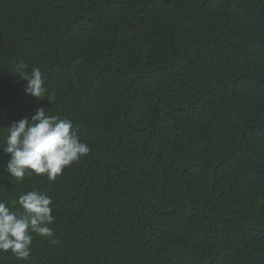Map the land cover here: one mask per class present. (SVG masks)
Wrapping results in <instances>:
<instances>
[{"label": "trees", "instance_id": "obj_1", "mask_svg": "<svg viewBox=\"0 0 264 264\" xmlns=\"http://www.w3.org/2000/svg\"><path fill=\"white\" fill-rule=\"evenodd\" d=\"M40 107L90 151L18 181L0 149L57 241L0 264H264V0H0V142Z\"/></svg>", "mask_w": 264, "mask_h": 264}, {"label": "clouds", "instance_id": "obj_2", "mask_svg": "<svg viewBox=\"0 0 264 264\" xmlns=\"http://www.w3.org/2000/svg\"><path fill=\"white\" fill-rule=\"evenodd\" d=\"M21 62L17 65L19 77L27 82L25 92L34 98H44L46 88L38 68ZM54 93L48 96L51 102ZM6 135L0 149L8 154L4 170L18 181L25 176L46 175L55 181L63 170L89 153V146L81 141L78 130L69 119L46 115L45 108L36 110L31 119L21 118L4 128ZM52 197L37 190L27 191L7 204L0 201V252L11 253L27 260L33 240L32 233L53 238L54 223ZM15 209V210H13ZM53 243L57 241L53 238Z\"/></svg>", "mask_w": 264, "mask_h": 264}]
</instances>
